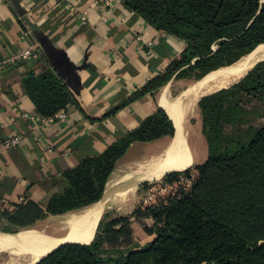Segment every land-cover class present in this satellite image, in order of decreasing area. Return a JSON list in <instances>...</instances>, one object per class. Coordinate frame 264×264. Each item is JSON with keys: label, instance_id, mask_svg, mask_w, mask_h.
<instances>
[{"label": "trees", "instance_id": "obj_1", "mask_svg": "<svg viewBox=\"0 0 264 264\" xmlns=\"http://www.w3.org/2000/svg\"><path fill=\"white\" fill-rule=\"evenodd\" d=\"M121 3L148 25L187 44L176 77L186 69L205 68L208 71L199 79L204 81L264 45V0ZM168 75L154 85L155 90ZM24 85L43 118L75 104L68 85L50 70L30 75ZM198 106L209 154L189 188L181 187L139 210L136 221L121 217L99 232L100 221L94 240L95 234L87 244H66L38 264H264V61L230 88L203 97ZM174 134L173 122L160 109L99 156L67 171L65 188L44 209L35 202L17 207L11 226L28 229L49 215L100 202L133 143ZM181 171L167 174L164 182L173 186Z\"/></svg>", "mask_w": 264, "mask_h": 264}, {"label": "crops", "instance_id": "obj_2", "mask_svg": "<svg viewBox=\"0 0 264 264\" xmlns=\"http://www.w3.org/2000/svg\"><path fill=\"white\" fill-rule=\"evenodd\" d=\"M32 27L68 62L82 67L77 71L80 88L70 89L75 104L64 109V123L41 124L23 117L28 113L43 118L24 85L30 75L50 70L67 85ZM29 47L38 51L39 60L6 65L0 75V221L9 225L22 204L35 202L44 209L65 188L67 171L99 156L160 109L168 114L162 96L169 88L158 98L154 85L182 57L187 44L148 25L121 0H0V64ZM13 136L22 138L21 145L4 148V140ZM174 136L156 146L162 150ZM151 143H133L121 160Z\"/></svg>", "mask_w": 264, "mask_h": 264}, {"label": "bare ground", "instance_id": "obj_3", "mask_svg": "<svg viewBox=\"0 0 264 264\" xmlns=\"http://www.w3.org/2000/svg\"><path fill=\"white\" fill-rule=\"evenodd\" d=\"M258 59H264V45L259 46L254 53L237 65L221 68L219 72L213 74L212 79L223 74V78H218L219 80L216 79L212 83H208V79L198 81L176 97H170L169 90H165L162 102L175 124L176 134L161 152L143 162L125 164L111 177L108 194L104 200L62 218L60 224L48 229L37 228L15 236L0 235V256L5 255V258H1L0 264H38L47 255L66 244H87L94 235L114 192L121 191L127 198L140 184L185 169L194 158L201 160L205 153V148L202 150L200 146L201 135L197 137L193 133L194 130L190 131L193 127L189 128L188 125V120L194 115V109L198 107L203 97L241 80ZM193 134L196 154L190 148V136Z\"/></svg>", "mask_w": 264, "mask_h": 264}, {"label": "rangeland", "instance_id": "obj_4", "mask_svg": "<svg viewBox=\"0 0 264 264\" xmlns=\"http://www.w3.org/2000/svg\"><path fill=\"white\" fill-rule=\"evenodd\" d=\"M262 60L264 59H258L257 62L262 61ZM178 62L179 61L177 60L174 63V65L171 66L169 75L167 74L168 77H166L165 81H163L164 83L156 89V96L158 98H160V96L162 95V93L167 87L169 88L170 97H176L182 91L186 90L189 86L200 81L199 79L202 77V75L208 71V69H205V68H200V69L191 70V71L186 69L184 74L181 77H176L177 73L175 72H176V69L178 68V64H179ZM221 78L223 77H220V79ZM249 117L251 118L252 115ZM188 125H189V128L193 127V129H190V131L194 130L193 133L196 134L197 137L201 135L200 146L202 150L203 148H205V151H204L205 153H204L203 158L201 160H196L194 158L192 163L189 166H187L185 169H182L183 171L180 170L181 172H179V177L175 180L176 182L173 186L165 183L164 182L165 176H163L160 179L151 180V181H147V182L140 184L133 192L129 193L127 198H125L126 195L122 194L121 191L114 192L113 193L114 195H111V198H110L111 201L108 204L106 211L104 212L102 218L100 219V221H102L101 222L102 226L99 229V232L102 231V228L104 225L108 224L109 222L115 219L121 218V217L132 218L133 221H136L137 220L136 212H138L139 210H144L147 207L153 206L154 204H156L158 200H160L162 197H165L169 193L178 192L181 187L189 188L191 186V183L197 178L199 174L198 166L204 164L207 161L208 154H209L208 145H207L205 136L203 135V118H202V114L199 109V106L196 109H194V115L193 117L191 116V118L188 120ZM194 134L190 136L191 137L190 138V148L192 152L196 154L195 147H194L195 142L193 140ZM169 138L170 137H164L159 140L153 141L149 145H144V146H141L140 148H135L134 150H131V152L127 155V157L119 162V165L116 171L114 172V175L120 170V168L122 169L124 167L123 166L124 164H127L125 162L127 158L131 162H137V161H141V160H145L149 158L151 152L158 151L156 153L158 154L161 149L159 150L160 147L156 145L162 144L163 142L167 141ZM191 142H192V145H191ZM139 145H143V144H139ZM152 145L153 146L155 145V148L152 147L151 149L150 148L148 149V147ZM146 183H149V186H146L147 185ZM81 210L83 209L71 210V211H68L67 213H64L62 215H57V216L49 215L44 220L35 224L33 227L28 228V229H23V230L13 227L9 224H5L4 222L0 221V234H5L7 230L14 232L11 234H17L19 232L22 233V232H26L27 230H33L36 228H47V229L52 228L54 225L60 224V221H63L61 219L62 217H67L71 214L80 212ZM141 221L144 223L151 224L150 220L143 219ZM97 231L95 230L96 233H94L95 235L93 237V240L97 234ZM1 258H5V255L0 256V261H2Z\"/></svg>", "mask_w": 264, "mask_h": 264}, {"label": "water", "instance_id": "obj_5", "mask_svg": "<svg viewBox=\"0 0 264 264\" xmlns=\"http://www.w3.org/2000/svg\"><path fill=\"white\" fill-rule=\"evenodd\" d=\"M32 31L34 33L37 34L38 36V39L40 41V44H41V47L43 49V51L45 52V54L47 55V57L49 58V60L53 63V66L55 68V70L60 74V76L66 81L67 85L69 86L70 89L74 90V91H78V89L80 88V75L77 73V71H80L81 70V66H76L72 63H70V61L68 62L67 58H66V55L62 52V51H58V49H56V47H54V45L52 44V42L50 41V39L42 32H40L36 27H32ZM257 49V48H256ZM255 49V50H256ZM254 50V51H255ZM254 51L252 53H254ZM252 53H250L249 55H251ZM247 55V56H249ZM245 56V57H247ZM241 58L237 63L233 64L232 66H235L237 65L238 63L242 62V60L245 58ZM264 61V60H262ZM262 61H259L257 62L256 64H254V66L247 72V74L260 62ZM232 66H229V67H232ZM229 67H226V68H229ZM220 70V69H219ZM219 70H216L210 74H208L205 78V79H208V83H212L214 82L216 79L220 78V77H223V74H219L217 76V78L215 77L214 79H212V77L214 76L213 74H215L217 71ZM227 74V73H226ZM247 74L243 77L245 78L247 76ZM242 78V79H243ZM212 79V80H211ZM241 79V80H242ZM211 80V81H210ZM239 80V81H241ZM239 81L231 84L229 87L227 88H224V89H228L230 88L231 86L235 85L236 83H238ZM224 89H220V90H217L216 92L214 93H217L221 90H224ZM212 93V94H214ZM108 184H109V181L108 183L106 184V187H105V190H104V194H103V197L101 200H104L108 194ZM114 195V194H112Z\"/></svg>", "mask_w": 264, "mask_h": 264}, {"label": "built area", "instance_id": "obj_6", "mask_svg": "<svg viewBox=\"0 0 264 264\" xmlns=\"http://www.w3.org/2000/svg\"><path fill=\"white\" fill-rule=\"evenodd\" d=\"M59 2H65L67 0H58ZM83 22L86 20L85 16L82 17L81 19ZM41 58L40 54L34 47H29L27 49L19 51L16 55H14L11 59L6 60L4 63L0 64V75L2 73V68L6 65L9 64H16V63H21V62H26V61H31V60H39ZM23 117L29 121L32 122H38L41 124H49L53 123L56 120L60 122H66L67 119V113L65 110H61L58 112L55 116L53 117H48V118H38L36 115H30L28 113H25ZM22 143V138L19 136H13V137H8L4 140L3 145L4 148L6 149H15L19 147ZM54 147H49L48 150L50 152H54ZM1 178V176H0Z\"/></svg>", "mask_w": 264, "mask_h": 264}]
</instances>
